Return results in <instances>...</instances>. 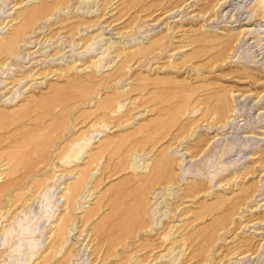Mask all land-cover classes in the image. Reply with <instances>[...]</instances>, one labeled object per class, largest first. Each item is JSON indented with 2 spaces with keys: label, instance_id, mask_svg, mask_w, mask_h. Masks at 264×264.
<instances>
[{
  "label": "rangeland",
  "instance_id": "obj_1",
  "mask_svg": "<svg viewBox=\"0 0 264 264\" xmlns=\"http://www.w3.org/2000/svg\"><path fill=\"white\" fill-rule=\"evenodd\" d=\"M163 1L0 0V264H241L247 256L231 252L242 242L255 250L248 262L264 264L256 234L264 226H243L246 214L264 215L261 196L239 206L240 227L229 224L240 215L229 213L241 187L264 182V170L241 178L264 154V133L257 134L264 127H253L258 139L246 152L226 158L242 134L216 135L223 128L215 101L202 98L223 87L214 93L232 95L235 113L247 115L240 92L250 95L247 108L264 101L263 59L245 44L216 62L204 47L182 51L187 37L243 27L224 17L212 22L217 6L199 11L214 0ZM257 1L241 5L253 14ZM249 26L264 54V13ZM158 158L167 159L166 170L150 173ZM221 165L228 169L218 182ZM145 175L154 181L137 218ZM196 184L203 189L188 192ZM163 198L174 216L162 225Z\"/></svg>",
  "mask_w": 264,
  "mask_h": 264
},
{
  "label": "bare ground",
  "instance_id": "obj_2",
  "mask_svg": "<svg viewBox=\"0 0 264 264\" xmlns=\"http://www.w3.org/2000/svg\"><path fill=\"white\" fill-rule=\"evenodd\" d=\"M176 1H177L176 5H178V6H180V4H182L183 2H185V4H184L185 6L186 5L187 6L188 5L193 6L196 4L194 2V0H190V1L189 0H176ZM163 2H165V1H163ZM241 4H242V0H214L212 2L210 1L209 4L205 8H203L199 11H205V10L211 11V10H214L213 9L214 6H217V9L211 13L212 18H210V19H212L211 20L212 22H214V19L224 17L225 20L227 19L229 22H238L237 26H240L243 28L241 30H239L237 33L227 34L226 36H220V37L214 36V37L210 38L207 35H201V34L196 36V37H187V41L185 43H183L182 51L190 50L194 47H199V48L204 47V48H206L204 53L211 51V53H213L215 55V58L214 57L213 58H214V62H216V61H222V58L225 57L226 55H228L226 53L229 50L234 51L236 46H238L239 44L240 45L245 44V45H247V48H253V47L255 48V51L258 52V55H260V59H263L262 60V63H263L264 62V54L262 52H259L260 47H258V45L261 43L259 40H257L258 37H261V36H259V32H257L256 29H254L252 26H249V25H252L254 23L258 13H264V0H258L257 1V3H256L257 5L256 6L254 5L255 9H254L253 14L250 13V10L247 9L246 3L243 6ZM227 7H230V9ZM259 7L261 8L260 12H259ZM165 12H168V10ZM244 14H245V16H243ZM225 20H223V21H225ZM234 26H236V25H232L231 27L234 28ZM33 32H34V30L30 31L29 34L33 33ZM16 37L17 36H13L11 39L7 40V42L14 46L16 43V40H17ZM255 38H256V40L253 41V39H255ZM262 38H264V37H262ZM22 39H23V37H22ZM188 46H190L191 48ZM152 47L159 48L161 53L163 51L168 50L166 48H162L161 44L158 42L153 43ZM196 55H198V54H196ZM203 55H205V54H203ZM184 58H185L184 62L186 64L188 61L191 60V58H194V57L191 56V54H187V55H185ZM184 68H185L186 72H188L189 69H187L188 68L187 64H186V67H184ZM190 68H192V67H190ZM222 89H224V88L223 87L216 88V86H215L212 93L207 94L205 96H202V98H204L206 100L213 99L215 101V105H214V111L216 113L215 125H218L219 127L223 128L221 131H216V135L224 136L228 133V130H230V129H232L231 134L233 133L236 136L239 135L238 134L239 132L242 134V135H240V137L242 138V143L244 142L243 143L244 145L243 144L238 145L236 148L230 147L229 151L227 150V152H226V158H230L232 156L233 152H235L236 154L246 152L248 150L246 148V145L250 144V142L254 141V139H256V138L258 139V136L257 137L254 136L255 131L253 130L254 129L253 127H264V124L261 123V121L264 120V101L258 102L256 100L254 102L253 106H250L249 108H247L245 105L248 104V102L251 100L250 95H248V94L243 95L244 93L240 92V96L242 98L240 101L241 106H244L245 110L247 109V111H246L247 115L244 113L236 114L235 113L236 112L235 111L236 105H238L239 103L238 104L236 103L237 100L233 99L232 95H230L228 93H227V95H219V94L214 93L215 91L219 92ZM190 90L191 89H190L189 82L188 81L184 82V92L188 96V98L191 96ZM228 92H229V90H228ZM186 95H185V97H186ZM257 97H258V95H257ZM200 98L201 97H199L198 99H200ZM263 99H264V97H263ZM257 109H260V112L258 113V115H255L256 118L254 120H251L252 116L250 117V113H252V110L255 111ZM235 118L237 119V121H234ZM240 121L242 123H240ZM225 127H227V128H225ZM260 133H264V131L262 129L258 130L257 134H260ZM217 143H220V142L217 140ZM166 160L167 159H165V158H158L157 160H155L154 164H152L151 167L149 168L150 169L149 172L153 173V172H158V171L161 172L163 170H166V168L168 166V163ZM254 160H255L254 163H257V164L251 166L250 168H247L241 174L242 175L241 178H243V179L247 178L246 181H248L249 178L252 177L253 173L257 172L256 174H258L259 172H261V170H264V154L257 155L256 157H254ZM221 166L222 167H221L220 171H216L213 175V177L216 176L215 179H217L218 182H219V180L223 179L224 170L228 169V167H224V165H221ZM148 178L149 177H147L146 180L143 179L142 181L137 182V187H138V192L136 195L137 205L135 206V216H137V218H141L142 213H144L145 207L147 208V205H148V194L151 193V189H152L151 186L153 185V181H154V180L148 179ZM258 182H261V181H258ZM81 185H82V181L77 180L74 183H72V185H70L68 187V194L65 197L66 200L68 201V204L73 203V201L75 200L74 197H75V195H77L78 189L81 187ZM261 186H263V189L260 191ZM201 187H202L201 184H199V185L196 184L195 186H193V188L190 187L188 192L192 191L193 189L195 190L194 192H197ZM202 189H203V187H202ZM263 190H264V182L261 184L259 183L258 185L255 186V188H252V187L251 188H249V187H243L242 188L241 187L239 194L235 198V201L233 200L235 202V204L233 205V207L230 210L231 212L229 213L232 216L234 214L240 213L238 218L229 220V224L233 223V225H234L232 228V231H234L236 228L240 227L242 224L241 222L240 223L238 222V220H240L243 217V215H241L242 214L241 211L239 210L240 209L239 206L240 205L242 206L245 204L246 205L247 204L255 205L256 202H254V200L258 196H261L259 201H262V204H264V192H263ZM185 192H187V191H185ZM190 193H192V192H190ZM162 195H163V193H161L159 197H161ZM165 200H166V198H163L161 200V201H163V204L161 205V207L164 206V210L161 213V215L165 216L164 220H161V221L159 220L160 221L159 223H161L162 225L165 224L167 219L172 218L174 216V214H172L171 216L169 215V211H168L169 207H168V205H166L167 202ZM161 201L159 203H161ZM153 210H154V213H156L159 209L154 208ZM263 212H264V209H263ZM174 213H175V211H174ZM263 218H264V215H262L261 217H260V215L256 216V217H252L251 213L246 214V218L244 219L245 223L243 224V226L245 227V226H248L249 224H250L249 226H254L253 225L254 223L252 224L253 221L254 222L257 221L255 223L261 224L262 226H264V223H262ZM65 221H66V218L62 219L60 221V225H58L55 228L56 235L59 234L60 236H62V233H64L63 230H64ZM260 229H262V230H260V231L255 230V231H256V234L260 235L259 242L262 241L261 246L264 248V227L260 228ZM168 235H169V232L164 233V235H163L164 239H162V243L164 242V240L168 239V237H167ZM259 245H260V243H258V246ZM248 246H249V242H242V243H238L237 245H234L232 247L233 252H231V253L237 254V255H235V257L238 255H241V258H244L247 256V258H245L241 261V264L242 263L250 264L248 262L249 261L248 256H251L255 253V250L254 249L251 250L250 248H247ZM241 247H246V248L241 249ZM174 263H175V261H173V264Z\"/></svg>",
  "mask_w": 264,
  "mask_h": 264
}]
</instances>
